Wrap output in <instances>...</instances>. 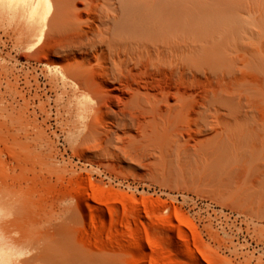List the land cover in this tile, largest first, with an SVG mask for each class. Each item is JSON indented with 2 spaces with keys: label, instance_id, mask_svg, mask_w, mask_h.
<instances>
[{
  "label": "rangeland",
  "instance_id": "374dc122",
  "mask_svg": "<svg viewBox=\"0 0 264 264\" xmlns=\"http://www.w3.org/2000/svg\"><path fill=\"white\" fill-rule=\"evenodd\" d=\"M30 3L0 0V264H264V0H184V57L200 66L184 75L190 124L148 142L125 78L90 74L86 90L62 78L59 65L85 54L57 52L73 35L39 41ZM137 80L136 92L158 93ZM215 96L232 129L251 130L250 153L212 152L214 131L194 132V110ZM116 113L134 126L117 127Z\"/></svg>",
  "mask_w": 264,
  "mask_h": 264
},
{
  "label": "bare ground",
  "instance_id": "6f19581e",
  "mask_svg": "<svg viewBox=\"0 0 264 264\" xmlns=\"http://www.w3.org/2000/svg\"><path fill=\"white\" fill-rule=\"evenodd\" d=\"M79 1L85 7L77 11L75 5ZM29 8L33 12L43 13L39 41H45L50 32L55 36L73 35V39L56 48L57 52L68 57L72 50L82 49L85 54L80 62L59 65L64 80L76 79L77 88L86 90L90 74H96L105 81L112 78L115 82H122L125 78L127 87L133 91L132 99L138 114L137 128L145 142L151 140L158 128L161 129L160 136L170 139L183 137V125H189L191 120L189 110H184L187 95L184 75L190 66L200 71L199 65H190L184 57L189 44L183 35L185 30L180 28V24L187 20L184 0H31ZM54 9H57L56 15H53ZM83 13L88 15L84 21L81 19ZM169 56H175L174 59L179 61L173 65L171 60H167ZM91 58H95V66L88 65ZM137 67L144 68L139 75L147 78H154V75L166 73L170 69L172 74H178V85L173 86L163 78L157 84L143 81L144 77L137 78ZM137 79L145 82L147 90L156 89L158 93L142 94L138 89L136 92L132 84L140 88ZM172 87L176 90L172 91ZM171 98H175V104L168 103ZM216 104H221V97L215 96L211 101L207 99L205 110H194L193 119L197 127L194 132L214 131L208 139L212 152L250 153L252 133L249 127L245 126L237 133L229 122L223 120ZM211 106L213 110H210ZM91 112L86 139L100 131L94 120L107 116L101 110V105ZM114 119V124L125 130L131 129L136 120L134 115L127 116L125 113H116ZM147 126L150 132H147ZM105 134L106 141H110L112 132L107 130ZM256 156L258 160H264L263 152ZM191 259L196 261L193 255Z\"/></svg>",
  "mask_w": 264,
  "mask_h": 264
}]
</instances>
